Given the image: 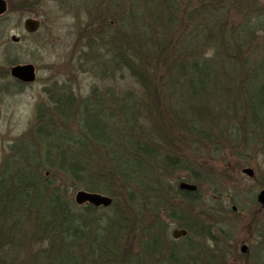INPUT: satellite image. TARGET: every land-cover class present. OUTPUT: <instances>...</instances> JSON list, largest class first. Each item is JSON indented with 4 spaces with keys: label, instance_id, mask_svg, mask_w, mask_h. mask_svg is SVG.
<instances>
[{
    "label": "trees",
    "instance_id": "1",
    "mask_svg": "<svg viewBox=\"0 0 264 264\" xmlns=\"http://www.w3.org/2000/svg\"><path fill=\"white\" fill-rule=\"evenodd\" d=\"M18 1L24 11L35 0ZM89 1L76 8L90 23L79 27L76 65L96 82L86 95L69 77L50 82L9 145L0 264H193L171 256L191 246L197 258L204 240L230 232L214 221L216 235L203 220L227 210L204 207L201 185L219 193L220 183L186 154L212 146L241 156L264 141V0ZM7 22L0 17V33ZM5 62L17 58L6 52ZM76 190L112 202L81 204ZM170 226L188 231L181 244ZM36 240L45 246L32 251ZM218 260L208 262L226 264Z\"/></svg>",
    "mask_w": 264,
    "mask_h": 264
},
{
    "label": "rangeland",
    "instance_id": "2",
    "mask_svg": "<svg viewBox=\"0 0 264 264\" xmlns=\"http://www.w3.org/2000/svg\"><path fill=\"white\" fill-rule=\"evenodd\" d=\"M4 1L8 8L0 13V17L7 16L8 22L0 33V164L9 151V145L14 144L29 129L37 103L46 98L44 90L50 82L69 77L74 80L76 90L82 95L88 94L90 85L94 84V81L96 82L88 74L78 72L76 65L79 27L90 24L88 13L86 10H82L83 6L80 10L76 8L81 1L88 3L89 0H69V2L68 0H35L29 8L30 10L24 11L18 7L22 3L21 1ZM181 1L186 3L193 0ZM27 17L41 20V27L35 33H27L24 30L23 24ZM13 35L19 36V41H13ZM6 52L16 57L17 63H33L36 67V79L33 82H21V84L10 80L9 78H14L10 74L12 64L5 62ZM5 70H8V73ZM131 83L130 80H123L120 84L127 86L126 84ZM5 85L9 88L3 91ZM262 117L264 121V116ZM257 131L259 137L264 136V129ZM255 145L252 152L244 150V154L241 156L229 147L217 151L212 146L205 151H198L195 156L192 153L186 154L192 163L196 162L195 166L198 168L199 165H202L199 162L203 159V164L206 166L202 165L205 167L202 174L205 176L213 174L220 183V185L217 184L220 188L219 193L209 189L208 183L201 185L200 197L204 198V207L208 208L212 204H216L217 201L219 203L218 211L220 209L227 210L224 215L216 217L217 220L216 218L210 219V213L205 214L203 220L205 219V222L213 220L210 226L216 235L221 233L217 230L215 223L217 221L221 222L223 228L230 234L226 237H218L216 241L212 242L204 240L205 243L202 246L205 252L204 256L198 254L195 258L197 247L189 249L191 246H185L188 251L177 250L171 256V260L195 261L193 264H215L214 261L208 262V259L215 257L220 259L218 261L223 260L226 264H264V235L258 233L260 229L264 231V209L261 208L257 200L252 198L253 191L254 193L255 191L259 192L264 188V158L260 152L264 141L263 143L259 142L261 147L258 145L255 147ZM254 153L257 155H253ZM248 166L254 171L253 177L242 171L244 167ZM209 169H213L214 173ZM181 175L185 176V174ZM76 191L72 194L74 198ZM233 206L236 207V210L233 209ZM165 219L168 221L166 217ZM174 228L176 227H169V237L176 239L172 236ZM28 237L32 238V234H29ZM177 239L179 244L184 241L181 240L182 237ZM39 241L36 240L30 245L32 251H38L45 246ZM243 245L249 249L248 254L244 253L246 251H242ZM20 249L24 252L27 248L20 247ZM254 255H257L258 260L252 259ZM149 257L151 256L149 255Z\"/></svg>",
    "mask_w": 264,
    "mask_h": 264
},
{
    "label": "water",
    "instance_id": "3",
    "mask_svg": "<svg viewBox=\"0 0 264 264\" xmlns=\"http://www.w3.org/2000/svg\"><path fill=\"white\" fill-rule=\"evenodd\" d=\"M6 9V2L4 0H0V13L5 11ZM41 25V21L38 18L34 17H27L24 20V29L28 33H34L39 30ZM20 37L13 35L12 40L13 41H19ZM10 73L13 77L22 80L24 82H33L36 79V68L33 63H23V64H15L11 66ZM243 172L247 173L250 176H253L254 171L252 168L247 167L243 169ZM180 188L185 190H195L197 186L195 184H190L187 182H181ZM75 199L78 203H84L89 202L94 205H109L112 202V198L98 193V192H91L87 190H79L77 191L75 195ZM258 201L262 204L264 207V189L260 191V193L257 196ZM187 230L186 229H174L172 234L175 238L181 237L186 235ZM246 246H242V250L246 251Z\"/></svg>",
    "mask_w": 264,
    "mask_h": 264
},
{
    "label": "flooded vegetation",
    "instance_id": "4",
    "mask_svg": "<svg viewBox=\"0 0 264 264\" xmlns=\"http://www.w3.org/2000/svg\"><path fill=\"white\" fill-rule=\"evenodd\" d=\"M261 208H262V207H261ZM226 209H228V208H226ZM233 209L236 210V207L233 206ZM262 231H263V229H262ZM262 231H261V229H260V230L258 231V233L260 232V234L263 236V235H264V231H263V232H262ZM260 244H261V241H260ZM259 246H260V245H259ZM244 253L248 254V253H249V249H246V252H244ZM256 256H257V255L252 256V259H255V260L257 259V260H258V258H257Z\"/></svg>",
    "mask_w": 264,
    "mask_h": 264
}]
</instances>
